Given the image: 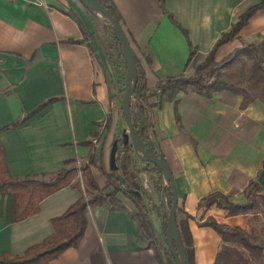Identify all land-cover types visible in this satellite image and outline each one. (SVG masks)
Segmentation results:
<instances>
[{
  "label": "crops",
  "instance_id": "crops-1",
  "mask_svg": "<svg viewBox=\"0 0 264 264\" xmlns=\"http://www.w3.org/2000/svg\"><path fill=\"white\" fill-rule=\"evenodd\" d=\"M256 1L112 3L131 49L149 58L145 74L153 86L159 78L184 70L189 44L195 46L194 55L203 58L219 33ZM106 23L79 0H0V127L53 97L23 122L0 131L11 176L49 180L69 164L66 160L85 164L92 152L96 163L89 166L97 184L105 193L111 188L98 163L111 169L109 151L119 124L125 64L113 35L109 32L108 44L97 31L98 27L108 31ZM261 38L264 7L254 10L236 36L216 48L214 59ZM160 96L149 108L151 133L172 160L176 206L178 215H188L194 264H210L220 238L198 222L210 215L218 222L245 228L246 219L243 214L226 215L213 204L199 206L197 201L211 191L226 194L232 202L245 200L244 188L264 162V103L254 98L242 105L241 95L227 89L209 95L185 90L171 98ZM153 100L154 96L148 97V102ZM131 155L135 165L137 155L133 151ZM115 164L118 171L116 160ZM137 165L138 179L143 180L144 162L137 159ZM74 183L46 194L36 202V211L15 220L7 217L6 195L0 194V253L22 254L50 236L52 217L85 193L84 184ZM149 197L142 196V203H164V190L157 193L151 183ZM136 210L123 190H116L113 198L101 204L89 205L78 244L43 264H159L140 229ZM159 210L161 206L149 211L151 226L157 220L160 223ZM158 249L163 260L162 248Z\"/></svg>",
  "mask_w": 264,
  "mask_h": 264
},
{
  "label": "trees",
  "instance_id": "trees-1",
  "mask_svg": "<svg viewBox=\"0 0 264 264\" xmlns=\"http://www.w3.org/2000/svg\"><path fill=\"white\" fill-rule=\"evenodd\" d=\"M99 1L104 4L111 11L115 19L120 22L119 13L112 3V0ZM260 7H264V0L253 2L243 9L236 16L235 20L232 21L225 30L219 33L203 60L195 64L193 71L187 76L183 75L182 72L184 70L174 74H168L159 78L153 86H150L147 83L145 74V66L149 62V58L146 54L140 56L132 50L135 64V79L129 104L130 120L145 150L150 154L160 155L166 162L171 174L174 173L172 160L165 154L164 149L159 145L160 141H156L155 136L151 133L150 106L159 101L161 94H163L164 97L171 98L175 92L184 91L186 86H192L195 91L205 95H209L217 90L227 89L241 95L242 105L254 98H258L264 103V63H261L259 59L255 57L256 47L254 43L238 46V48L223 61L225 70H222V73L219 71L215 72L212 67L215 60L214 53L216 48L221 43L232 39L237 34L238 30L247 22L253 11ZM116 43L118 45L117 41ZM118 51L121 56L119 45ZM194 54L195 46L189 44L187 58L183 66L184 68H186L187 63ZM244 58H247L248 61H245ZM202 74L211 78H203ZM155 90L158 91V93H156ZM151 95L154 96L153 103L148 102V97ZM52 100L53 97L40 102L22 118L1 126L0 131L14 127L23 122ZM109 124L110 116L107 117L104 127L108 129ZM93 133L97 136L101 134L100 131H95ZM119 144L121 145V150L131 148L129 142L123 143L120 140ZM72 160L73 159L66 160L69 164L56 172L49 180H40L33 177L16 178L10 175L6 163L5 149L0 141V194L2 196L6 195L5 208L7 217L12 220L25 217L30 212L37 210L38 206L36 202L40 198L59 187L70 184L76 172L75 166L70 164ZM115 160H118L117 150L115 151ZM89 163H96V158L92 152L87 164L82 170L84 184L89 191V197H86L82 193L62 214L52 217L54 232L42 241L26 248L22 254L1 252L0 264H43L56 257L64 249L77 245L87 224L88 206L101 204L108 198H113V194L116 190L126 191L134 201L137 208L135 215L137 216L140 229L147 237V243L151 244L153 247L159 264H173V258L165 244L161 252L164 259L162 260L160 256V251L156 242H154L156 240V234L148 218L149 211L146 210L145 204L141 201L142 196H146V193L135 174L132 173L130 177H126L127 164H124L122 161L118 163L119 174L124 180V183H122L116 176L117 171L112 169L106 170L100 162L98 163V166L107 178L106 186H111L105 193L103 192V188L97 184ZM140 171L147 173L157 193L160 192L161 189L164 190V203L160 202L158 205L151 204L152 208L161 206L158 216L163 237L166 210L170 203L169 184L168 182L162 183L160 171L151 162L145 161ZM74 184L78 187L80 186L77 182ZM127 187L138 192L140 199L130 191H127ZM261 187L264 188V180L259 183L255 178L244 188L245 200L243 202H232L228 200L226 194L219 191H211L201 196L197 201V205L208 207L213 204L224 209L226 215L248 213L251 215H260L264 220V194L257 191L258 188ZM179 211L180 208L176 206L175 220L180 240L184 248L185 264H194L192 237L186 221L188 215L184 214L183 216H179ZM198 223L199 225L211 227L220 238L218 249L210 264H264V239L260 241L250 239L251 237L248 231L243 227L218 222L210 215H207Z\"/></svg>",
  "mask_w": 264,
  "mask_h": 264
},
{
  "label": "water",
  "instance_id": "water-1",
  "mask_svg": "<svg viewBox=\"0 0 264 264\" xmlns=\"http://www.w3.org/2000/svg\"><path fill=\"white\" fill-rule=\"evenodd\" d=\"M86 8L91 12L100 13L109 21L112 27V35L118 42L122 59L125 64V70L123 73V89L119 99L120 114L125 124V131L121 133V141L123 143L129 142L132 151L138 156L139 159L153 163L160 171L161 176L165 182L169 184L170 203L166 210L165 215V228L163 240L169 250L173 264H185L184 248L180 240V236L176 226L175 220V208H176V190L173 181V177L169 168L160 155H153L147 152L138 137L135 129L130 120L129 104L131 93L133 91L134 79H135V64L133 58V51L129 45L127 37L125 36L119 22L112 15L111 11L102 4L99 0H79ZM117 147L116 138L112 139V143L109 151V163L112 170L117 168L115 164V151ZM118 180L124 183L122 176L116 173ZM257 182L261 183L264 180V167L260 168L256 174ZM138 199L140 195L138 192L131 188H127Z\"/></svg>",
  "mask_w": 264,
  "mask_h": 264
},
{
  "label": "rangeland",
  "instance_id": "rangeland-1",
  "mask_svg": "<svg viewBox=\"0 0 264 264\" xmlns=\"http://www.w3.org/2000/svg\"><path fill=\"white\" fill-rule=\"evenodd\" d=\"M95 15L97 16V18H99V20H106V22H107L105 25L108 26L107 27L108 31H104V29H103V31H104L103 32V31H101V29L99 27L98 28L96 27L97 31L101 32V34L103 33V39L106 41V38L110 36L109 32L112 34V27L110 26L109 21L104 17V15H102L100 13H97V12L95 13ZM95 25H96V23H95ZM96 26H98V25H96ZM248 43H254V45L256 47V49H255V52H256L255 53V57H257V59H259V61L261 63H264V38L257 39V40L252 41V42H246V43L244 42V43H242V46L246 45ZM236 48H238V46L234 47L230 52H228L227 54L223 55L221 58L214 60V63L212 65V67L214 68L215 72L219 71L220 73H222L225 70V67L223 65V63H224L223 61L225 59H227L228 56L231 53H233ZM116 51H118L117 48H116ZM203 58H199V56H195V55L192 56L190 58L189 62L187 63L186 68H184V71L182 72L183 75L187 76L188 74H190L193 71V67L195 66V64H197L198 62L202 61ZM242 59H243V57H242ZM244 60L248 61L247 58H244ZM202 77L204 78V77H207V76H205V74H202ZM207 78L210 79L211 77H207ZM120 81H121V83H123V73H122V76L120 78ZM185 90H193V91H195L192 88V86H186ZM155 92L158 93V91H156V90H155ZM152 97H153V95H152ZM118 120H119V124H118L117 129H116V134L114 135V138H116V142H117V149L116 150H117V158H118V160H116V162L119 163V162L122 161V162H124V164H127V166H126V170H127L126 177H130V174L134 173L135 176L138 179V175H137L138 172H137V169H135V166H138L137 165V159L142 161V162H144V164H145V161L139 159L138 156H136V164L133 165L132 164L133 163V161H132L133 157L131 155L132 154V151H131L132 148H130V149L127 148L126 150H121V145L119 144L120 139H121V133L122 132H126V131H125V124H124V121L122 119L121 114H119ZM134 160H135V158H134ZM87 162L85 164H83L81 162H76V161L70 162V164H73L75 166V168H76V172H75V174L73 176V179L71 181L77 182L78 184H81V183L84 184L82 170H83L84 166L87 164ZM138 164H139V161H138ZM141 164H143V163H141ZM132 166H133V168H132ZM117 173H119V169H118ZM142 173H144L145 177H142L143 180L142 179H138V180H140V182H142L141 186L144 189V191L146 190L145 191L146 197L151 198V197H149V194H150V191H151V182H150L149 176L147 175V173H145L143 171H142ZM83 186H84V191H85V193H83V194L86 197L87 196L89 197V191L86 189L85 184ZM257 191L259 193L264 194V188L263 187L258 188ZM144 206H145L146 210H148V211H150L152 209V206L149 205V203H146V205H144ZM243 215H245L246 224H247L244 229L248 231V234L251 237L250 239H253L255 241H260L261 239H264V220L260 217V215H251V214H248V213L247 214H243ZM148 217H149V214H148ZM154 225H152L153 226V230H154V232L156 234V240L154 242H156L158 248H163L165 243H164V240H163V237H162L159 220H157L154 223Z\"/></svg>",
  "mask_w": 264,
  "mask_h": 264
},
{
  "label": "built area",
  "instance_id": "built-area-1",
  "mask_svg": "<svg viewBox=\"0 0 264 264\" xmlns=\"http://www.w3.org/2000/svg\"><path fill=\"white\" fill-rule=\"evenodd\" d=\"M94 141H95V139H94Z\"/></svg>",
  "mask_w": 264,
  "mask_h": 264
}]
</instances>
